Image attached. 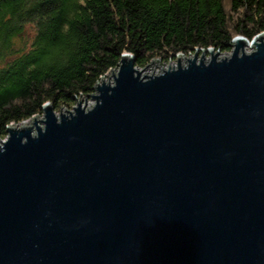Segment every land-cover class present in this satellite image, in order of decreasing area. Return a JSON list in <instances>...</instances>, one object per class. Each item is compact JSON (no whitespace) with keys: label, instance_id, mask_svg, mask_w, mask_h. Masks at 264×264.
<instances>
[{"label":"water","instance_id":"1","mask_svg":"<svg viewBox=\"0 0 264 264\" xmlns=\"http://www.w3.org/2000/svg\"><path fill=\"white\" fill-rule=\"evenodd\" d=\"M231 46L9 125L0 264H264V32Z\"/></svg>","mask_w":264,"mask_h":264},{"label":"trees","instance_id":"2","mask_svg":"<svg viewBox=\"0 0 264 264\" xmlns=\"http://www.w3.org/2000/svg\"><path fill=\"white\" fill-rule=\"evenodd\" d=\"M261 32L264 0H230L229 13L224 0H0V138L45 103L73 108L122 53L140 69Z\"/></svg>","mask_w":264,"mask_h":264},{"label":"rangeland","instance_id":"3","mask_svg":"<svg viewBox=\"0 0 264 264\" xmlns=\"http://www.w3.org/2000/svg\"><path fill=\"white\" fill-rule=\"evenodd\" d=\"M224 6H225V9L227 10V13H229L230 12V0H224ZM229 16H230V14H229ZM235 16V15H234ZM230 20H232V19H230ZM233 24L231 23V26H232ZM29 25H27V27L25 28V31H26V34H24L25 35V37L26 38H30L31 36H32V32L29 30V28L30 27H28ZM208 48H212V47H208ZM207 49V48H206ZM244 49L246 50V51H249V50H251L252 48H249V47H244ZM213 51H215V50H213ZM231 51H232V47H231V49L229 50V51H224V52H218V54H219V57H222V56H229L230 55V53H231ZM182 53H179V54H177L176 55V57L175 58H173V59H170V67H173V66H176V63H177V56L178 55H181ZM193 54L194 53H192V54H186L185 56L186 57H192L193 56ZM182 55H184V54H182ZM200 55L201 54H199L198 55V57H200ZM204 56L206 57V59H209L210 58V54H208V53H205L204 54ZM155 59V58H154ZM159 59V62H158V64L155 66V69H154V73H158V72H160L161 71V68H164V69H166L167 68V66H168V64H169V60L168 61H163V59H161V58H158ZM185 63V58L184 57H182L181 58V64H184ZM153 68H154V65L153 64H151V65H148L143 71H142V73H144V74H151L152 73V71H153ZM139 69V68H138ZM142 68H140V70H141ZM116 72V69L114 70V73ZM107 74H108V72H107ZM107 74L106 75H104V80L105 81H107ZM110 82L112 81V76H110ZM85 98H86V105H85V107H90L93 103H94V99L92 98V97H90V96H81V97H79L78 99H77V101H76V104H77V102H79V99H81V106H83L84 105V102H85ZM75 104V105H76ZM74 105V106H75ZM65 109H68V110H72V108H61V111H63V110H65ZM58 113H59V110L58 111H55V114H57L58 115ZM39 116V115H38ZM40 118H42V115H40L39 116ZM33 118V117H32ZM32 118L31 119H29V120H26V121H24V122H27V121H31L32 120ZM28 122V123H29ZM23 123V122H22ZM39 125H41V123L40 122H37ZM1 139V138H0ZM1 140H4V138L3 139H1Z\"/></svg>","mask_w":264,"mask_h":264},{"label":"bare ground","instance_id":"4","mask_svg":"<svg viewBox=\"0 0 264 264\" xmlns=\"http://www.w3.org/2000/svg\"><path fill=\"white\" fill-rule=\"evenodd\" d=\"M245 47H249V48H252L253 47V44L250 43V42H247V44L245 45ZM115 70V69H114ZM29 121L27 122H23L22 124H27Z\"/></svg>","mask_w":264,"mask_h":264}]
</instances>
